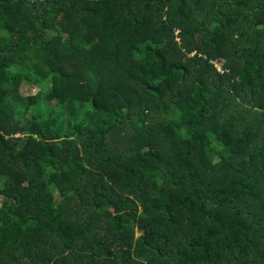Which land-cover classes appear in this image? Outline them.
I'll return each mask as SVG.
<instances>
[{
	"label": "trees",
	"instance_id": "obj_1",
	"mask_svg": "<svg viewBox=\"0 0 264 264\" xmlns=\"http://www.w3.org/2000/svg\"><path fill=\"white\" fill-rule=\"evenodd\" d=\"M0 264H264V0H0Z\"/></svg>",
	"mask_w": 264,
	"mask_h": 264
},
{
	"label": "rangeland",
	"instance_id": "obj_2",
	"mask_svg": "<svg viewBox=\"0 0 264 264\" xmlns=\"http://www.w3.org/2000/svg\"><path fill=\"white\" fill-rule=\"evenodd\" d=\"M217 63H218V67L221 68L222 63L221 62H217ZM22 90H23V93H25L26 95H33L34 93L37 92L38 87L37 86H24ZM217 160H218V156L215 157V161ZM140 233H141V229H137L136 234L138 235Z\"/></svg>",
	"mask_w": 264,
	"mask_h": 264
},
{
	"label": "water",
	"instance_id": "obj_3",
	"mask_svg": "<svg viewBox=\"0 0 264 264\" xmlns=\"http://www.w3.org/2000/svg\"><path fill=\"white\" fill-rule=\"evenodd\" d=\"M144 228V227H143Z\"/></svg>",
	"mask_w": 264,
	"mask_h": 264
}]
</instances>
